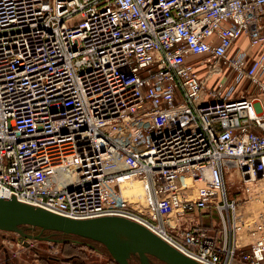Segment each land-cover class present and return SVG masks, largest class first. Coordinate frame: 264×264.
I'll use <instances>...</instances> for the list:
<instances>
[{"label":"built area","instance_id":"2783aa9c","mask_svg":"<svg viewBox=\"0 0 264 264\" xmlns=\"http://www.w3.org/2000/svg\"><path fill=\"white\" fill-rule=\"evenodd\" d=\"M0 197L264 264V0H0Z\"/></svg>","mask_w":264,"mask_h":264},{"label":"water","instance_id":"95a60500","mask_svg":"<svg viewBox=\"0 0 264 264\" xmlns=\"http://www.w3.org/2000/svg\"><path fill=\"white\" fill-rule=\"evenodd\" d=\"M73 234L104 244L119 264H154L151 256L166 264H201L166 242L143 224L121 215L72 218L18 200L0 197V229L33 236L26 227ZM48 238L37 235L36 238Z\"/></svg>","mask_w":264,"mask_h":264},{"label":"rangeland","instance_id":"374dc122","mask_svg":"<svg viewBox=\"0 0 264 264\" xmlns=\"http://www.w3.org/2000/svg\"><path fill=\"white\" fill-rule=\"evenodd\" d=\"M36 228L26 227L28 233L33 231L30 233L32 238L17 231L0 229V264H119L108 248L98 241L75 237L78 235H49L48 230L41 233L42 229L37 232ZM37 235L48 238H36ZM151 258L154 264H166L156 257ZM131 262L139 264L135 257Z\"/></svg>","mask_w":264,"mask_h":264},{"label":"trees","instance_id":"16d2710c","mask_svg":"<svg viewBox=\"0 0 264 264\" xmlns=\"http://www.w3.org/2000/svg\"><path fill=\"white\" fill-rule=\"evenodd\" d=\"M35 230H37V232H39V231L41 230V228L38 227V228H36ZM31 232H33V231H29V233H31ZM47 233H48L49 235H50L51 233H54L55 235H58V236H70V237L75 236V235H73V234L66 235V234H62V233H59V232H54V231H51V230H48ZM75 237H79V236H75Z\"/></svg>","mask_w":264,"mask_h":264},{"label":"flooded vegetation","instance_id":"af4514ba","mask_svg":"<svg viewBox=\"0 0 264 264\" xmlns=\"http://www.w3.org/2000/svg\"><path fill=\"white\" fill-rule=\"evenodd\" d=\"M29 237V236H28ZM95 245V244H94ZM96 246V245H95Z\"/></svg>","mask_w":264,"mask_h":264}]
</instances>
